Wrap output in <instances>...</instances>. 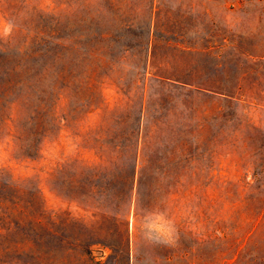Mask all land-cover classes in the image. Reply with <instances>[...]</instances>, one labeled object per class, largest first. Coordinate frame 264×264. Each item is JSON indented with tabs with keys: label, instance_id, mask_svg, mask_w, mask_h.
Listing matches in <instances>:
<instances>
[{
	"label": "rangeland",
	"instance_id": "obj_1",
	"mask_svg": "<svg viewBox=\"0 0 264 264\" xmlns=\"http://www.w3.org/2000/svg\"><path fill=\"white\" fill-rule=\"evenodd\" d=\"M0 264H264V0H0Z\"/></svg>",
	"mask_w": 264,
	"mask_h": 264
},
{
	"label": "crops",
	"instance_id": "obj_2",
	"mask_svg": "<svg viewBox=\"0 0 264 264\" xmlns=\"http://www.w3.org/2000/svg\"><path fill=\"white\" fill-rule=\"evenodd\" d=\"M143 108H144V103H142V111H143ZM141 153H142V148L139 145H137L133 152V160H132L133 162L132 164H130L131 166L136 168L134 170L135 175L136 173H138V168L142 166Z\"/></svg>",
	"mask_w": 264,
	"mask_h": 264
}]
</instances>
